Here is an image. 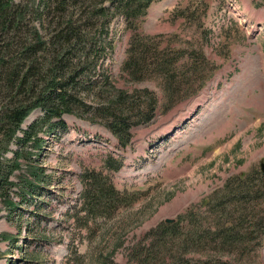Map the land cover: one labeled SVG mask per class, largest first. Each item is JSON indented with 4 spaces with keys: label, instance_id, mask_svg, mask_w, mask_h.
Wrapping results in <instances>:
<instances>
[{
    "label": "rangeland",
    "instance_id": "1",
    "mask_svg": "<svg viewBox=\"0 0 264 264\" xmlns=\"http://www.w3.org/2000/svg\"><path fill=\"white\" fill-rule=\"evenodd\" d=\"M87 1L97 8L105 0ZM72 6L58 14L67 18ZM84 30L97 43L70 88L78 102L61 116L64 127L38 131L40 147L25 146L15 173L14 182L34 183L39 169L42 189L25 191L31 198L21 202L13 193L19 208L0 200V264H66L70 252L69 264H264V189L246 211L213 214L207 206L228 197L236 177L264 171V0H160L134 30L114 11ZM145 35L153 39L147 49L158 51L134 82L122 66L131 39ZM68 58L66 72L84 65ZM39 61L41 87L49 55ZM152 103V119L142 123ZM32 113L26 124L44 115ZM112 114L130 125L125 144L105 127ZM91 171L120 198L109 192L105 208L78 212Z\"/></svg>",
    "mask_w": 264,
    "mask_h": 264
},
{
    "label": "trees",
    "instance_id": "2",
    "mask_svg": "<svg viewBox=\"0 0 264 264\" xmlns=\"http://www.w3.org/2000/svg\"><path fill=\"white\" fill-rule=\"evenodd\" d=\"M68 1L40 0L36 6L23 7L21 4H13L11 0H0V200L13 209L19 208L11 198L13 193L20 194L21 202L26 201V197L31 198L25 191L33 194L42 189L39 188L40 184L36 183L41 181L42 174L39 169L32 172L34 183L28 179H18L17 183L14 182L15 173L21 168L19 159L23 157V149L27 145L40 147L42 140L37 137L38 131L56 126L64 127L61 116L71 113L70 107L78 102L70 93V88L76 84V76L80 71L84 72V67L93 54L91 44L97 43L95 39H89L84 26L95 18L98 21L99 17L114 11V15L120 16L125 22L127 30H134L135 22L147 13L153 2L160 0H105L108 2H100L97 8L91 7L87 0H72L73 6L66 18L58 13L64 14L65 9L63 10L62 6L68 4ZM32 13L36 27L31 26L27 19ZM47 26L50 30H46ZM19 38L20 43H17L16 40ZM152 40L150 35L131 39L122 67L134 82L144 78L147 54L153 52L155 55L158 51V48L151 51V48L147 49L146 44ZM100 49L104 51L103 48ZM48 55L50 62L45 69L47 76L39 87L37 82L41 71L37 66H43L39 60L43 56L48 58ZM73 55L81 57L84 65H81L78 71L66 72L65 62ZM163 64L165 63H152L156 67ZM134 107L131 106L129 109ZM37 109L42 110L44 115L26 124L32 112ZM153 109L154 103L145 107V116L140 120L142 123L152 119ZM110 117L112 119L105 127L120 140L123 137L122 142L125 144V135L130 125L125 124L122 119L120 122L115 114ZM8 154L12 155L11 158L7 157ZM119 166L117 164L113 170H117ZM252 173L255 176H252ZM106 183L107 187L105 186L104 190L103 185ZM17 184H20V187L15 191ZM228 185L231 189L228 197L207 204L213 214H227L226 208L231 207L234 212L238 209L237 205L244 207L246 211V205L260 201L264 189V171L260 174L250 172L243 179L236 177V180ZM109 192L114 200L120 198L121 193L114 188L108 178L106 181L95 171L84 172L83 189L77 205L78 212L85 209V213H88V206L105 208L109 201ZM112 205L114 207V204ZM219 210L221 212H218ZM75 215L72 214L73 221ZM172 223L174 220L171 223L165 222L168 225ZM215 235L218 236L217 231ZM0 238L2 239L1 236ZM71 254L72 252L68 254L66 264L72 259Z\"/></svg>",
    "mask_w": 264,
    "mask_h": 264
},
{
    "label": "water",
    "instance_id": "3",
    "mask_svg": "<svg viewBox=\"0 0 264 264\" xmlns=\"http://www.w3.org/2000/svg\"><path fill=\"white\" fill-rule=\"evenodd\" d=\"M173 222V220H166V223H171Z\"/></svg>",
    "mask_w": 264,
    "mask_h": 264
},
{
    "label": "crops",
    "instance_id": "4",
    "mask_svg": "<svg viewBox=\"0 0 264 264\" xmlns=\"http://www.w3.org/2000/svg\"><path fill=\"white\" fill-rule=\"evenodd\" d=\"M154 33H159V31L158 30H155Z\"/></svg>",
    "mask_w": 264,
    "mask_h": 264
}]
</instances>
